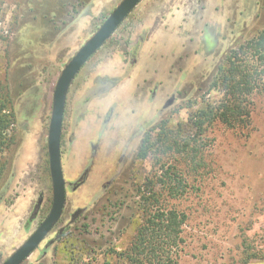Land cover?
I'll use <instances>...</instances> for the list:
<instances>
[{
    "label": "rangeland",
    "instance_id": "374dc122",
    "mask_svg": "<svg viewBox=\"0 0 264 264\" xmlns=\"http://www.w3.org/2000/svg\"><path fill=\"white\" fill-rule=\"evenodd\" d=\"M0 1V100L11 120L9 149L0 153L4 264L52 209L48 137L61 74L123 0ZM263 30L264 0H143L68 91L65 208L22 264H126L121 254L145 218L142 195L153 192L156 207L187 216L178 264H264L247 259L248 252L264 255V91L253 98L248 128H208L197 172L158 148L163 126L193 137L192 112L223 97L211 90L219 67ZM148 136L153 147L141 160ZM171 166L186 175L187 190L176 198L160 182Z\"/></svg>",
    "mask_w": 264,
    "mask_h": 264
},
{
    "label": "trees",
    "instance_id": "16d2710c",
    "mask_svg": "<svg viewBox=\"0 0 264 264\" xmlns=\"http://www.w3.org/2000/svg\"><path fill=\"white\" fill-rule=\"evenodd\" d=\"M1 7L0 1V15ZM127 57L130 67L134 68L137 63L136 50ZM211 90L221 92L223 97L216 105L205 103L192 112L190 121L195 129L193 137L182 138L178 132L169 130L166 126L160 128L158 145L160 153L178 154L179 159L190 168V172H197L203 166L198 163H202L199 161L200 155L206 148L205 134L210 126L216 123L228 129H244L250 126L253 98L264 91V30L229 53L218 69ZM6 108L5 103L0 100V153L9 149V143L6 146L4 142V134L9 129L11 121L10 117L4 114ZM152 147L151 138L148 136L140 147L139 158L147 159ZM5 169L6 164L2 163L0 158V182ZM163 169L160 182L168 190L169 195L176 198L185 193L187 185L183 178L184 173L173 171L172 166ZM184 176L186 177L185 174ZM149 181L146 186L153 187L154 183ZM152 195V198L142 195L141 205L145 218L130 248L121 254L126 264H178L176 253L183 243V227L187 216L176 209L156 207L159 204L158 194L153 192ZM152 202L154 207L150 210ZM37 209L32 213L28 224L34 221ZM62 235L63 233L58 239ZM250 253L248 252V260H264V255L259 257L254 252Z\"/></svg>",
    "mask_w": 264,
    "mask_h": 264
},
{
    "label": "water",
    "instance_id": "95a60500",
    "mask_svg": "<svg viewBox=\"0 0 264 264\" xmlns=\"http://www.w3.org/2000/svg\"><path fill=\"white\" fill-rule=\"evenodd\" d=\"M142 1L123 0L93 37L77 52L62 72L55 90L53 114L48 137L49 165L53 184L52 209L46 220L34 234L4 264H22L27 260L62 217L67 191L62 167L61 141L68 91L83 67L106 44Z\"/></svg>",
    "mask_w": 264,
    "mask_h": 264
},
{
    "label": "flooded vegetation",
    "instance_id": "af4514ba",
    "mask_svg": "<svg viewBox=\"0 0 264 264\" xmlns=\"http://www.w3.org/2000/svg\"><path fill=\"white\" fill-rule=\"evenodd\" d=\"M90 60H91V59H90ZM40 205H41L40 203L36 204V205L34 206L33 210H32V213L34 212V210H35L36 208H38V209H37V214H38V213H39V210H40ZM79 213H81V212H77V213H75L74 217H76ZM37 214H36V217H37ZM31 215H32V214H31ZM36 217H35V219H36ZM35 219H34V220H35ZM32 222H33V221H32ZM53 229H54V228H53ZM51 232H52V231H51ZM51 232H50V233H51ZM45 239H46V238H45ZM41 244H42V243H41ZM41 244H40V245H41ZM40 245H39V246H40ZM37 249H38V248H37ZM37 249H36V250H37ZM36 250H35V251H36ZM35 251H34V252H35ZM34 252H33V253H34ZM33 253H32V254H33ZM32 254H31V255H32ZM25 261H26V260H25Z\"/></svg>",
    "mask_w": 264,
    "mask_h": 264
}]
</instances>
